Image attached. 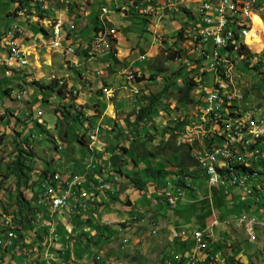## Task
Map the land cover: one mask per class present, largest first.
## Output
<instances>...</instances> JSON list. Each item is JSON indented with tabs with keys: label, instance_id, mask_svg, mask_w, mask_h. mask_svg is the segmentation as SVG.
<instances>
[{
	"label": "rangeland",
	"instance_id": "374dc122",
	"mask_svg": "<svg viewBox=\"0 0 264 264\" xmlns=\"http://www.w3.org/2000/svg\"><path fill=\"white\" fill-rule=\"evenodd\" d=\"M61 1L68 2L69 0ZM85 1L88 3L91 0ZM127 1L129 5V0ZM149 1L150 0H143V2L141 4L139 3V5H146ZM34 2V0H27V3L29 4V6L26 5L27 8L31 10H35L36 8H38V5ZM123 2L124 0L120 1V3ZM80 3L81 0L71 1V4L73 5H78ZM190 3H196L190 5V14H197L198 8H203V1L190 0ZM239 3H242V0H240ZM101 6H107L108 8L115 9L113 1L98 0L95 4V7L93 6L94 11L98 12V8ZM120 6H118L119 9ZM123 8L126 11V6H123ZM13 9V0H0V35L5 29L8 30L12 26L11 20H9L8 16L5 14V10L10 11ZM131 9H133L135 12L131 10L128 15L123 16L116 11L115 18H117L118 20L117 25L115 23L113 24V22H108L111 27L106 28V31L111 32V28H116L115 34L109 35L110 40L108 41V46L106 45L98 49V43H81L79 47L74 45V47H77L75 48V55L74 48L72 47L67 48L66 54H64L61 50L55 51L50 47L53 56L52 66H48L47 64L42 62L43 59H40L39 65L38 61L35 62L32 60L31 65H25L21 70H13V77L10 78L12 82L13 80H17L19 78H16V74L20 72H26V75L32 76V81L35 80V77L39 79L40 82L42 81L44 83H48L52 79H56L59 83L56 87L57 89L60 88L63 84H66V87L62 88L63 92L61 95L64 96L65 94L70 99H73L77 95L76 91L74 90H78L79 88V79L86 78V76H92V74L95 73V76L101 78L99 82L102 84V80L104 78H102L103 76L100 72H98L101 70H98L99 68L95 67L94 64L89 62V60L93 58L96 60L100 59L103 60L104 64H110L108 66V70L110 73H116L119 78H121L122 80L126 79V81H128L126 82L125 86H130L127 89L131 92V103L136 105L133 107L128 106L127 110L123 108L120 111H114L113 108V110L110 112L108 111V109H106V112L105 109L101 111V108L99 109L96 108L95 105H92L89 107H92L94 109L95 114L88 113L89 115L85 114L84 107L79 109L76 106H73L72 108L68 109L70 111V115L69 118L65 120L62 115L63 111L67 112V109H62V107H65L64 103L56 104L54 107V105L49 103L48 100L43 101L42 104L45 103V107H43V110L39 111L37 116L35 117V114L33 113V121L32 119L29 120L33 122L29 123H32V127L34 126L35 128L33 127L34 133H31L33 136L29 138L27 142L22 141L28 137L27 132H29V129L27 127H25V129H23L22 131L21 127L18 126L17 123L14 124V127H10V123H5V121L3 120L4 116L0 117V218H2L5 214L9 217L12 216L15 219L18 229L15 230L13 237L15 236L16 239L18 238V231L21 232L22 229L20 227L22 223L19 220V218H22V216L21 213L19 214V205L17 204L18 192L22 190L26 198H33L36 189L38 191L40 190V184L38 183L42 179H44L46 175L50 174L51 176L54 172V174L56 175H53L48 180H46L47 182L43 184V187L41 188V191H43V193L53 192L52 188L48 190L47 187L50 185L56 186V182H60V179L65 177L64 174H66V172H64V170H66L67 168H72L74 166L72 162H76L78 160L80 161L85 158L83 160V164H86L88 162L89 164L87 169H91L92 165H95L94 159L97 158L100 163H98V167L100 166V170H102L103 172L101 174V177H103L105 176V173H108V166L112 167V165L110 164V158L112 155L105 150V148H108L110 152L115 151V153H118L119 156H123L122 161L124 168H127L129 166V170L126 174H134V172H136L135 165L143 166V158L134 155L132 159L130 153H123V155H120V153L122 154L123 152V146H125L126 148H131V144L133 142H136L135 144L143 142L148 149H151L154 152L161 153L157 159L153 158V160H151L152 164H154L155 166H157L158 164H165L168 170H172L177 173L180 170L178 165L180 152L176 150V147L180 143L192 144L194 146V155L199 157L202 161H204L203 150L208 149L209 152H214V150L221 151L222 141L209 140V142H207V140H204L203 130L216 129L217 122L215 121L208 123L205 120L200 119L201 112H204L205 109V102L203 100L205 93L204 82H195L196 85L193 91L191 90L190 92V96L191 98H193L192 101L188 103H182L177 98V91L182 86H184L186 81H189L190 77L196 72V69H194L195 64H193L196 54L191 52L190 48L187 47V42L185 41L183 33L180 30V27L185 24L184 19L186 18V16H181L179 14L186 13V6H180L179 9L176 10L177 15L171 14L167 15L166 17L163 16L160 20L153 17V15L144 16L138 13V9L133 6H131ZM75 11L76 8H74V11L71 12L70 19L72 21L75 20L76 23L84 22L85 26H89L83 31L84 38H88L94 32V21L90 24L88 21H86L85 23V21H82V15L80 13L74 15L75 18L73 19L72 17L74 16L72 15L76 14ZM77 11H79V7L77 8ZM230 11L237 10L230 9ZM79 15L81 16V18L76 19V17ZM89 17L90 16L86 18ZM96 19H98V15ZM249 25L252 27V29H260V20L256 17H249ZM17 29L18 27L12 30L16 32ZM201 33H204V31H199L195 35V38L193 40V51H197L198 53H206V38L199 39V35ZM8 34L11 40L10 43H15V33L10 32ZM71 36L72 31H65L64 41H68L69 39H71ZM77 39L78 35L76 36V40ZM90 44L91 48L88 51L86 46H89ZM15 49L18 51L16 53L17 56H19V49ZM239 49L240 52H246L249 57H257V52H259V43L251 42V47H248V37L240 36ZM83 53H87V56H89V60L79 62L76 61L75 56L81 55ZM49 59L50 58L47 57L48 62ZM11 60L17 59L13 56ZM13 63H15V61H7L6 65L11 66ZM190 64H192L191 67H189ZM257 67L258 69H261L262 72H264V59L257 60ZM131 73H134L135 75V79L133 80L129 78ZM34 74L35 77L33 76ZM23 75L25 74L23 73ZM1 77H6V71L3 67H0V78ZM72 78L74 79V83L69 85L68 79L70 80ZM84 80L85 84L86 82H90L92 84L91 79ZM134 81L135 86H133ZM216 82L217 89H222V91H217L214 100H217L218 103L221 102L220 107H223V112L238 114V123H246V115L242 114V106L262 107V112L264 113L263 88L260 87V85L253 84L252 79L247 80L246 83H240V91H249V86L253 84L250 88L251 91L249 93V98H242V106L239 105V96H232L231 102L229 104V89H224V86L227 84V74H225L224 71L216 72ZM21 84L29 86L31 82H26V79H24L23 83ZM105 84L107 85V82H105ZM261 84L264 85V75L261 76ZM102 89L105 95L109 96L108 89L104 84L102 86ZM166 90V94L161 97L155 104L151 105L149 114L150 120L144 122L145 124H136L135 111H138L140 109L141 104L146 105L147 103H149V101L146 100V97H152L158 95L159 93L163 94ZM253 92L255 95H258V97H254ZM25 93L26 91H24L22 94H19L18 97H22ZM117 94L118 93L115 92V95H113L111 99H118L119 96H117ZM15 95L17 97V94ZM0 103H2V100L0 101ZM48 104L51 107L48 106ZM29 118L31 117L20 119H23V121H28ZM126 118L129 121L128 125L126 123ZM216 118L218 122H221V124H228L227 114H221L220 118ZM182 121L185 123L181 124ZM187 122H189V124H187L184 128H191V132H189L188 129L182 130V127H178L180 125L184 126ZM1 125H3L4 127H8L10 130H8V128H5L7 132L1 133L3 130L1 129ZM229 128L231 130L235 129L234 132L237 131L238 136H231L232 132ZM65 131L67 134H69L65 135ZM260 133H264V126H260ZM193 134H195V137ZM219 134L232 137L229 142V149H232V151H236L235 149H238L239 151L240 149L241 154H251V147H248L247 145H240V138H242L244 142H252V145H262V138L256 137V132L252 131V129L250 128H242V126H220ZM77 136L79 138H82L83 143H80L77 138H75ZM172 136H176V138ZM17 138L22 141V144L20 143L21 145L17 143ZM27 150H31L33 155H28ZM102 152L103 158H101ZM94 154L95 156L93 157ZM91 157L94 159L90 160ZM19 159L25 167H30L32 171H28L25 168L24 172L26 175L18 181V178L15 174V162ZM245 160L247 164L253 165L251 168L254 167L255 169H257L258 167L254 164L260 162V155H251L245 158ZM147 161L148 160H146L145 162ZM131 168L134 169H132L131 171ZM199 168L203 172H205V170L202 169V165ZM72 170H74V168H72ZM195 172L196 171H194V174L199 178L200 173L196 174ZM248 173L249 172L247 170L246 176L248 177V186L251 187V180L259 179L260 174L257 177H253L252 174ZM51 178L52 181H49L51 180ZM123 178L128 179L127 176ZM176 179L177 177H175V181ZM232 179H234V177H232ZM76 180L87 181L88 172L85 173V175L76 173ZM188 181L192 182L190 180ZM239 181L240 178L235 183ZM199 183L204 186H199ZM199 183L194 184L195 189L197 188L196 190H198L197 193L201 195H204V193L206 194V179L204 177H201L199 179ZM169 187L170 189L167 192L173 195L175 190L171 189V186ZM242 187H246V180H244ZM85 188L86 187L75 188L74 190H79L80 192V194L75 195H80V199L89 197V190L91 192L94 190V188L87 187L88 191ZM97 190L104 191V189ZM106 190H112V187L108 182H106ZM222 190V188H215L211 200H209L208 198L199 199L195 197H189L188 195H186L184 198L178 199L177 206L175 207L178 211H181L183 208H188V204L203 205V210L200 211L201 214L199 216V219L193 216V219H187L191 221V227H189L190 225H187L185 226V228L179 229V232L182 233L181 237L184 235H186L187 237L189 236V242H193V235L195 234V230L197 228H205L206 223L208 221H213V217H219L220 212L225 214L226 207L224 206V204H220L216 199L217 197L221 198L220 191ZM179 191L180 189L178 190V192ZM242 196L243 194L240 193V201L245 200L242 199ZM168 197L169 195H167V199ZM214 199L216 201H214ZM37 200L41 201L42 195H40ZM123 200H125L124 203L125 205H127L126 197ZM163 200L164 203H166V199ZM107 202L109 203V199L105 200V203ZM130 202L132 203L131 200ZM262 202H264V199H262ZM183 205L185 206L182 207ZM147 207L149 211L152 212L153 210L154 213L157 212V219H162L164 217L175 219L173 216L175 209L169 206L168 202L166 203L164 208H161L164 209L162 214H158V209L160 208H158V206H156L154 209H151L149 205ZM263 209L264 207L263 205H261V212L263 211ZM39 210L41 211L40 208ZM143 211H145V209L141 210L140 208H135V214H137L138 218L136 217V219H132L133 217H131L130 221L127 220L120 224L124 226H134L133 224L128 225V223H133L134 221L143 219ZM227 213L228 216L231 217L232 214L230 212ZM132 215L135 216L133 212H130L126 217ZM185 215L191 216L190 213H185ZM13 218L12 222H14ZM153 219L154 217L152 216V218L148 221L149 226L138 227L136 233H139L140 231L144 232L146 231V229H148V231H151L152 229H150V226L153 228L158 225L157 219L154 222H151ZM237 223L239 226L245 225L247 227V218H238ZM251 223H258V217L251 216ZM223 225L224 224H221V226ZM1 226L2 225L0 224V227ZM226 227L228 229L231 227V225H226ZM221 228L222 227H213L211 228V230L213 233H215V231L216 233H218ZM231 228L234 233V226H232ZM225 231L226 230H224L223 232L225 233ZM247 232L252 237H254V235L256 236V229H254V227H247ZM168 233H166V231H163L162 234L164 238H168ZM237 233L238 234L236 235V239L233 242L235 244L239 243L238 247H240V251H242V253H245V256L249 257V262H251L250 264H264V240L263 244L261 245L256 241V239L253 241L250 240V237L245 232L244 228H238ZM150 234H152L153 238H156L154 237L153 232H150ZM215 243L210 244L204 250L208 251L209 253L215 254L217 252L219 254L215 258L211 256L210 261L212 262H215V260L220 256L221 253L219 250H215L213 248ZM116 244L117 246H119V242L117 243L116 241ZM222 244L223 243L218 242L217 246L220 247L222 246ZM114 245L110 243V248L114 249ZM112 250L110 249L107 251H109L108 254L112 255L113 258L118 252L116 250ZM125 250L126 249H123L121 251V254H117L113 258L114 262H119L114 264H125L124 259H127V256L125 254L127 250ZM151 253L152 250L150 249V252L147 254L148 257H146L145 259H148L150 261L149 254ZM128 256L130 257L131 254H128ZM151 257L152 260H156L157 262H162L165 259L163 255H160L159 259L155 254L151 255ZM212 258L214 259L212 260ZM139 259L140 258H129V260L131 261ZM104 260L107 262V259L105 257ZM100 263L102 262H97V264ZM228 263L229 261L224 264Z\"/></svg>",
	"mask_w": 264,
	"mask_h": 264
},
{
	"label": "crops",
	"instance_id": "0c3cea01",
	"mask_svg": "<svg viewBox=\"0 0 264 264\" xmlns=\"http://www.w3.org/2000/svg\"><path fill=\"white\" fill-rule=\"evenodd\" d=\"M97 1L98 0H91L90 2L87 3L85 0H81V3L78 5L71 4V6L67 11L65 10L64 4L60 3L62 2L61 0H47V4H50V8L46 10L44 14L38 12L37 11L38 8H36L35 10L27 9V11L24 14H20L16 12V7H18L17 2L13 0L14 9L10 11L5 10V14L8 16V19L11 20L12 26L8 30L5 29L0 35V64L8 59V49L6 43H10L11 41L9 34L6 35L4 34L6 31L18 27L19 32L18 31L16 32L11 31V32L15 33L16 43L20 44L22 48L26 49L30 53L28 64L31 65V61L33 60L35 62L38 61V65H39L40 59H43L42 60L43 63L47 64L48 66H52L53 56L51 53L50 46L48 45L49 40L51 39L50 35L52 34L51 23L56 18L66 19L76 23L75 20L72 21L70 19L71 17L70 14L72 11H74V8H76L75 11L76 14H73L72 16L77 15V13H80L82 15V21H85V23L86 21H88L90 24L93 23L94 21V25H93L94 32L88 38H84L83 31L89 26H85L84 22L76 23L77 28L76 31L74 32V38H73V41L76 43L75 46L79 47L81 43L82 44L89 43L95 37V27L97 26L98 23V19H96V17L99 13L100 7L98 8V12H95L93 9ZM111 1H113V4L116 5V2L114 0ZM77 6L79 7V11H77L78 8ZM124 8L123 6H120V9L119 7L115 9L122 16L128 15L130 11L126 12ZM88 16L90 17L86 18ZM72 18L74 19L75 16ZM80 18H81L80 15L76 17V19H80ZM112 22L113 24L115 23L117 25L118 20L117 18H115V14L112 17ZM77 35H78V39L76 40ZM68 41H72V36L71 39H69ZM91 44L86 47L88 51L91 48ZM51 48L55 51L61 50L63 52V48H53V47ZM67 48L68 47H65V54ZM10 52H11V47H10ZM47 57L50 58L49 62L47 60ZM75 58L76 61L78 62L89 60L88 59L89 57H87L86 53L75 56ZM89 62L94 64L95 67L99 68L98 70H101L98 72H100L101 75L103 76L102 77L104 78L102 80L103 82L102 84L99 82L101 78L95 76V73L92 74V76H88V77L86 76V78L79 79L80 85L78 90H74L76 91L77 95L73 99H70L65 94L64 96L59 94L56 91L57 88L54 91L52 90H45L43 92L39 91L38 88L34 87L35 85L32 84V82L34 81V80L32 81L33 79L32 76L26 75V72L17 73L16 78L17 77L19 78L17 80H13V82L10 79L13 76L1 77L0 101L2 100V103H0V117L4 116L3 120L5 121V123L9 122L10 127H14L15 123H17V125L22 128L24 127L23 129L27 127L29 129V132L27 133L29 134V133H34L33 130L34 126L32 127L33 118L37 116L39 111L43 110V107H45L44 105L45 103L44 104L42 103L43 101L46 100H48L49 103L53 104L54 107L56 104L59 103H64V106H68V108H72V106H76L79 109L84 107L85 114L88 113L95 114L94 109L92 107H89L92 105H95L96 108L99 109L101 108V111L105 109V112L106 109H108V111L110 112L113 110V108L114 111H120L123 108L127 110L128 106L131 107L136 106L131 103L132 101L131 92L127 89L130 86H125L126 82L128 81H126V79L122 80L121 78H119V76L116 73H110L108 70V66L110 64L107 63L104 64L103 60L100 59L96 60L94 58L89 60ZM0 67L3 66L0 65ZM14 69L21 70L22 68H19L18 65H16V63H13L11 66L6 65V70L8 73L14 74L13 72ZM23 73L25 75H23ZM33 76L35 77V74ZM24 79H26V82H31V84L29 86L22 85L21 83H23ZM36 79L37 78L35 77V80ZM84 79L87 80L91 79L92 84L90 82H86L85 84ZM105 82H107V85L105 84ZM68 83L69 85L73 84L74 79L73 78L70 80L68 79ZM103 84L108 89L109 96L105 95V93L103 92L102 89ZM133 86H135V81ZM22 91L23 92L26 91V93L22 96L21 99H18L15 94L19 95L21 94ZM115 92L118 93L117 94V96H119L118 99H111V97L115 95ZM48 106L50 105L48 104ZM33 113L35 114L34 117H32ZM27 117H31V118H29L28 121H23V119L22 120L20 119V118L26 119ZM30 119H32V121H29ZM5 128L7 129L8 127H4L3 125H1V129H3L1 133L7 132ZM8 130L10 129L8 128ZM68 134L65 131V135ZM105 150L111 155L118 154L115 153V151H111L113 152L111 153L108 148H105ZM120 155H123V152L122 154L120 153ZM121 157L123 158V156ZM101 158H103V152L101 153ZM84 159L85 158H83L80 161L78 160L76 162H72L74 164V166L72 167L74 168V170H72V168H67L66 170H64V172H66L64 176L67 177L68 175L86 172L89 163L87 162L86 164H83ZM145 163L146 162L142 161L143 166L140 165L136 166L135 171H138V169L143 170L145 168ZM162 165L163 164H161V166ZM152 166L155 165L152 164ZM108 167L109 168L106 167L108 170L106 176L110 177V182L109 181L106 182L110 184L112 190L114 188V191H110L109 193H104V191L97 190V196H100L98 202H104V204L106 205H103L97 209L95 205L83 204V208H82L83 211L82 209H79V207L75 206L74 210L76 211V215L69 218V209L67 208H64L67 210L61 209L64 211H60V210L55 211L52 209L49 202H44L42 206L39 207L41 209L40 211L39 208L35 207V202H34L33 204L34 209L29 212V216L31 217V220L27 223H24V225L21 224L22 229L21 232H18V238L14 242V245L8 248L0 247V264H97L95 261H93V257L95 258V256L97 255L102 256V259H104V257L107 259V262L106 261L102 262L103 264H111L110 262L114 264L119 262H114L113 258L117 254H121V251L123 249H126L128 251L127 252L125 250L126 251L125 254L127 256V259H124L125 264H148V263L149 264H179L180 262L181 264H188L189 260L193 256H196V253H197L196 256L197 264H224L228 261L232 262L235 260L240 261L243 264L251 263L249 262V257L245 256V253H242V251H240V247H238L239 243L235 244L233 242L236 239V235L238 234L237 233L238 228L236 227H234L235 230L233 233L231 227L227 229L225 225L223 226L220 225L218 226V227H222L220 231L218 233H216V231L215 233H213L211 230V225L213 221L210 222L208 221L206 223V227L203 229H208L213 234L212 240H214V243L216 242L213 248L221 252L220 256L215 260V262L210 261V259L208 258L210 255L208 251L196 250L195 248L196 241L194 235H193L194 238L193 242H189L190 237L189 236L187 237L186 235L182 236L181 238L171 239L173 238L172 233L170 236V230L172 228H177L179 230L185 228V226L187 225H190L189 227H191L192 223L190 220L194 218L193 216L199 219V216L201 214L200 211L203 210V205H199V204L198 205L188 204L189 207L183 209L181 208L182 209L181 211H178L176 210V208H173L175 209L173 215L175 219H170L167 217H164L162 219H157L158 218L156 216L157 212L154 213L153 210L152 212L149 211L147 207L148 205L150 206L151 209H154L156 206H158V202H160V201L157 202V200L155 199V194H159V195L169 194L167 192L170 189L169 186H171V189L173 188V186H176L175 177L177 176L173 175L175 174V171L168 170L166 166H163L166 167V170L168 171L167 173L169 174H167V176L164 177V179L163 178L155 179V181H153V185H150L149 187H147V189L141 192L138 189L129 185L128 182L129 180L127 178L125 179L123 178L126 176L121 177L118 171L116 172L115 170H113V167L110 166ZM128 167L124 168L123 166L122 169L127 173L129 170ZM132 169L134 168H131V171ZM200 175L199 178L189 176L187 180L192 181L194 184L195 183L198 184L199 179L201 177H204L202 176L201 173ZM194 184H193V188L186 190V195H188L189 197H195L199 199L205 198L207 194V190H206V194L204 193V195L198 194L197 193L198 190H196L197 188L195 189ZM199 186L203 187L204 185H201L199 183ZM89 193L90 196L94 195V190ZM237 193L239 192L236 191L234 194L227 195L224 189L220 191L221 198L217 197L216 199L220 204H224V206L226 207V211L225 214L221 212L222 216L219 218L223 220L224 217L228 216L227 212H230L232 216H238L240 215L239 213L241 214L248 213L249 215H253L261 219L264 214L263 211L261 212V204L252 201L248 197L245 199V197L243 196L242 199L245 200L240 201L239 195ZM125 197L126 199H130L132 201L131 203L132 205H129L127 201H126L127 205H125L124 203L125 200H123ZM107 199H109V203L108 202L105 203V200ZM219 199H221V201ZM165 202L167 203V201ZM166 203L161 202V205L158 206V208L160 207L158 209L159 210L158 214L163 213L164 209L161 208H164ZM85 205L88 206L85 208L84 207ZM184 206L185 205H183L182 207ZM135 208H140L141 210L145 209V211H143L144 212L143 219L139 221H134L133 223H128V225L133 224L134 226L121 225L120 223H123L127 220L130 221L131 217H133L132 219H136L137 214H135ZM130 212H133L135 216L132 215L126 217L127 214ZM38 213L42 214V217L40 219L38 218L39 216L37 215ZM185 213H190L191 216L185 215ZM152 216L154 217V219L151 222H154L157 219L158 225L153 228L150 226V229H152L151 231H148V229H146V231L144 232L140 231L139 233H136L138 227L149 226L148 221L152 218ZM0 224H1V218H0ZM104 226H108L109 229L104 230ZM54 229L57 236L56 240L54 239V237H52ZM153 229L157 230V233L154 234V237L156 238H153L152 234H150V232L151 233L153 232ZM224 230H226L225 233L223 232ZM163 231H166V233L169 232L167 239L166 237L164 238L162 234ZM1 233H10V232L7 231L2 225L0 227V234ZM108 235L109 238L107 237ZM124 238H128V242L123 244L124 248L122 249L121 248L122 240ZM255 238L260 245L263 244L264 227L260 226L257 228V236ZM116 241L117 243L119 242V246H117ZM218 242L219 243L221 242L224 245L222 244V246L218 247L217 246ZM110 243L113 245L115 244L114 249L110 248ZM0 245H4V244H0ZM110 249L111 250L113 249L112 251L116 250L118 252L113 258L112 255L108 254L109 251L107 250ZM150 249L152 250V253L149 254L150 255V261H149L148 259L145 258L148 257L147 254L150 252ZM128 254H131V256L129 257ZM154 254L157 255L158 259L160 255H163V257H165L164 261L157 262L156 260L155 261L152 260L151 255ZM218 255L219 254L216 252L211 256L215 258ZM129 258L130 259L140 258V259L131 261L129 260Z\"/></svg>",
	"mask_w": 264,
	"mask_h": 264
},
{
	"label": "built area",
	"instance_id": "2783aa9c",
	"mask_svg": "<svg viewBox=\"0 0 264 264\" xmlns=\"http://www.w3.org/2000/svg\"><path fill=\"white\" fill-rule=\"evenodd\" d=\"M17 2L16 12L24 14L27 11L26 2L22 0H14ZM35 1V0H34ZM71 1L60 2L64 4L65 10L68 11L71 6ZM116 2L115 8H118V1ZM167 1H175V8H167ZM203 1V8H198L197 14H190V5L196 3H190V0H150L146 5H139V0H129V7L126 8V12L131 11V6H138V13L146 16L153 15V17L160 20L163 16L167 15H177V6H186V13L179 14L184 15L185 24L180 27L181 32L187 42V47L190 48L191 52L195 53L194 58V69L196 72L190 77L194 80L192 91L195 87V82H204L205 93L203 100L205 102L204 112H201L200 119L206 122H215L216 114H227L228 124H221V122H216V129L203 130L204 140H216L222 141V148L219 152H209L203 150L204 153V163H211V172L209 174H204L207 180L208 190L211 191L220 187L223 188L227 195L234 194L236 191L238 195L243 194L245 199L248 197L252 201L258 202L264 206V202H260V194L255 188L248 186V177H244L246 180V187H240V189H233L230 185V178L237 177L238 173L233 169V162H244V158L251 155H260V165L257 166L260 170V178L264 180V170L262 165V157H264V133H260V126H264V113L262 112V107H243L242 98H249V93L253 84L260 85L264 91V85L261 84V76L264 72L257 67V60L264 59V0H242V6H237V11H230V0H198ZM38 5V11L44 14L46 10L50 8V4H47V0H36L34 2ZM116 13V9L108 8L107 6H101L98 13V26L101 28L97 34L90 42L98 43V49L103 46H108L109 35H113L116 32V28H111V32L106 31V28L111 27L108 22H112V17ZM249 17H256L260 20V29H252L249 25ZM77 25L75 22H71L66 19L56 18L51 23L49 40L50 47H61L63 48V53L65 54V47L74 48L76 43L73 41L74 32L76 31ZM13 30H9L6 34ZM16 31H19L18 29ZM72 31V41H64V32ZM199 31H206V53H198L193 51V40L195 35ZM240 36L248 37V47H251V42L259 43V52H257V57H249L246 52H240L239 49V39ZM8 49V60L15 61L19 68H23L28 64L30 53L22 48L20 44L6 43ZM10 47H17L19 49L18 60L10 59ZM87 47V46H86ZM71 55V56H74ZM94 56V55H92ZM89 57V56H87ZM3 61L0 65L5 68L6 76L11 77L6 70V62ZM190 64L189 67H191ZM224 71L227 74V84L224 89H229V104L231 102L232 96L240 97V104L242 106V114L246 115V123H238V114L223 112V107H217L214 105V97L217 91H222V89H217L216 82V72ZM131 80L135 79L134 73L129 76ZM252 79V85L249 86V91H240V83H246L247 80ZM254 94V92H253ZM258 97V95H253ZM21 99L22 97H17ZM261 114V115H260ZM220 126H242V128H250L252 131L256 132V137L262 138V145H252V142H244L240 138V145H247L251 147V154H240L238 149L236 151H229V142L232 137L223 136L219 134ZM24 128V127H23ZM21 127V131L23 130ZM188 129L191 132V128ZM195 137V134H193ZM91 160H93L91 158ZM203 163V164H204ZM221 165H229V172H221ZM88 180L79 181L76 180V174L68 175L65 178H61L60 182H56V189L53 192L42 193V200L35 201V207L39 208L44 202H49L53 210H60L61 206H69V218L76 215L75 206L79 209L83 208V204L94 205L100 199L97 196V189H104V193H109L113 190H106V181H110V177H101L102 170L87 169ZM52 181V178L51 180ZM47 181H40L41 185L45 184ZM78 187H92L94 188V195L87 198H81L80 200H73V188ZM39 190V191H40ZM41 193V192H40ZM183 193L180 190L176 197H170V203L174 204L176 198L181 196ZM264 212V209H263ZM39 219L42 217L41 213H38ZM251 216L248 213L240 214L238 216L225 217L223 220L219 217L214 218L211 228L218 227L221 224L237 226L238 218H247V227L257 228L264 227V214L261 219L258 218V223H251ZM1 225L10 226V233L0 234V244H5V248L14 245L17 240L13 237V230H17L18 227L16 223L12 222V216L3 215L1 218ZM173 233V238H178L182 235L178 230L171 229ZM52 237L56 240L55 229ZM194 238L196 241V250H205L210 244L214 243L213 234L208 229H197L195 230ZM256 238H250V240H255ZM196 251V252H197ZM197 256V253H196ZM193 256L188 264H197V257ZM208 257L211 258V253ZM213 260V259H212ZM228 264H236L235 262Z\"/></svg>",
	"mask_w": 264,
	"mask_h": 264
},
{
	"label": "trees",
	"instance_id": "16d2710c",
	"mask_svg": "<svg viewBox=\"0 0 264 264\" xmlns=\"http://www.w3.org/2000/svg\"><path fill=\"white\" fill-rule=\"evenodd\" d=\"M22 1H25L26 5L29 6V4L27 3L26 0H22ZM16 9H17V7H16ZM100 29L101 28L97 24V26L95 27V36H97ZM7 32L8 31H6L4 35H6ZM32 84H34L36 86V88H38L39 91L43 92L45 90L54 91L59 83H58V80L52 79L48 83L40 82L39 80H34ZM193 84H194V80L190 79L189 81H186L184 86H182L177 91L178 92L177 98L179 101H181L182 103H188V102L193 100V98H191V96H190V92L192 90ZM63 87H66V84H63L60 88L56 89V91L59 94H62V92H63L62 88ZM165 88H164V90H165ZM166 92H167V90L164 91L163 94L159 93L158 95H155L152 97H146V100H148L149 103H147L146 105L141 104L140 109L138 111H135V114H136L135 115L136 116L135 117V123L136 124H140V123L145 124L144 122L150 120L149 114H150L151 105L155 104L161 97H163L166 94ZM62 109H67V112H64V111L62 112V115H63L64 119L66 120L67 118H69V115H70V111L68 110L69 108H68V106L67 107L65 106V108L62 107ZM126 123L128 125V123H129L128 119H127ZM182 123H185V122L182 121L181 124ZM187 124H188V122L184 126L180 125L178 127L180 128L182 126V130H183V128ZM32 136L33 135L31 133H29L28 137L22 141L27 142L28 139L31 138ZM172 137H174V136H172ZM75 138H77V140L80 143H83L82 138H79L78 136ZM174 138H176V136ZM22 141L19 138H17V143L19 145L22 144ZM207 142H209V140H207ZM135 143L136 142H133L131 144V148H126L125 146H123L122 147L123 153H126V154L130 153V156L132 159H133L134 155H137L138 157L143 158V162L148 160L145 163V168L143 170L138 169V171L134 172V174H126V172L122 169L124 166L123 161H122V157L119 155H115V154L111 156L110 164L112 165L113 170H115L116 172L118 171V173H120L121 177L122 176L128 177L130 186H132V187H134V188H136L142 192L143 190L147 189V187H149L150 185H153V181H155V179H157V178H163L164 179V177H166L167 174H169V173H167L168 171L166 170L165 167H163L165 165L161 166L158 164L157 166H152L151 160H153V158L157 159L161 153L154 152L153 150L148 149L143 142H139V143L137 142L138 144H135ZM190 145L188 143H180L176 147V150H178L180 152V157H179V162H178L180 170L177 173L175 172V174H173V175L177 176V179L175 182V185H177V186H180V185H189L190 186L192 184L187 182V177L188 176L196 177V175L194 174V171H189V169L198 167L199 166V160H197L194 157L195 155L194 156L192 155L193 147L191 148L192 145L191 146ZM21 151H25V150H21ZM27 154L30 156L33 155L31 150H27ZM94 156H95V154L93 155V157ZM92 159H94V158H92ZM94 163L96 165V168H100V166L98 167L99 161L97 158L94 159ZM15 164H16L15 174L18 178V181L26 175L24 172L25 168L28 171H32V169L30 167H25L23 165V163L20 161V159L16 160ZM135 166H137V165H135ZM221 172H224V170L222 168H221ZM195 173L198 174V172H195ZM204 174H206V173L204 172ZM207 174H208V171H207ZM52 175H54V172ZM240 187H242V186L237 185V188L236 187H234V188L231 187V188L240 189ZM40 192H41V190L40 191L36 190L34 192L33 198H30V199L26 198V196L22 190H20L18 192L17 204L19 205V214L21 213V216H22V218L20 217L19 220L23 225H24V223H27L31 220V217L29 216V212L34 209L33 204L36 201L37 197H39L41 195ZM166 197L167 196H165L164 194H160V195L155 194V199L157 200V202L160 201V202H158V206L161 205V202L162 203L164 202L163 199H166ZM219 200L221 201V199H219ZM127 202L129 205H132L129 199H127ZM103 204H104L103 202H97L94 205L98 209L99 207L103 206ZM20 227L22 228V225ZM106 229H109V227L104 226V230H106ZM107 237L109 238V235ZM183 259H185V258H183ZM94 261L97 263L96 258H94ZM234 262L236 264H243L242 262L236 261V260ZM229 263H232V262H229ZM179 264H181V262Z\"/></svg>",
	"mask_w": 264,
	"mask_h": 264
},
{
	"label": "bare ground",
	"instance_id": "6f19581e",
	"mask_svg": "<svg viewBox=\"0 0 264 264\" xmlns=\"http://www.w3.org/2000/svg\"><path fill=\"white\" fill-rule=\"evenodd\" d=\"M120 1H122V0H119V3H120ZM143 2V0H139V3L141 4ZM240 2V0H230V9L232 10H237V6H242V3H239ZM119 3H118V6H119ZM120 5H123V6H126V8L129 6L128 5V1L127 0H124V2L122 3V4H120ZM133 7H135L136 9H138V6H133ZM179 7L180 6H177L176 7V10H178L179 9ZM167 8H175V1H167ZM131 10H133V9H131ZM134 11V10H133ZM135 12V11H134ZM258 19V18H257ZM10 33V32H9ZM204 38H206V31H204V33H201L200 35H199V39H204ZM15 48H17V47H12L11 48V53H10V59H12L13 58V56L18 60V57L19 56H17V50L15 49ZM54 48V47H53ZM23 92H21V94H22ZM17 97H18V95H17ZM220 104H221V102H219L218 103V101L217 100H214V105H216L217 107H220ZM216 117H218V118H220L221 117V114H216L215 115V121H217L218 122V120H217V118ZM211 123V122H210ZM188 124H189V122H188ZM207 125H208V123H207ZM210 128V127H209ZM230 129V128H229ZM233 129V128H232ZM231 130V129H230ZM235 130V129H234ZM234 130H231V132H232V134H231V136H238V133H237V131H235L234 132ZM229 135V134H228ZM237 142H239V141H237ZM192 145V144H191ZM216 146V145H215ZM235 146V145H234ZM192 147H193V154H194V146L192 145ZM217 147V146H216ZM230 147V146H229ZM217 149V148H216ZM236 150V149H235ZM220 150H217V151H215L214 150V152H219ZM229 151H232V149H229ZM238 153H240V149H239V151H238ZM241 154V153H240ZM195 157L200 161V164L202 165V169L203 170H205V172H206V174H207V171H208V174L211 172V163H204V161H201L200 159H199V157H197L196 155H195ZM264 158V157H263ZM263 158H262V165H263V170H264V160H263ZM204 163V164H203ZM255 163V162H254ZM200 165V166H201ZM249 164H247V162H246V160H245V158H244V162L242 163V162H233V169L235 170V171H239L238 173H242V174H237L238 176L237 177H234V179H232V177L230 178V185H231V187H236L237 188V185H241L242 186V184H243V182H244V177H247L246 176V173H247V170H248V174H252L253 175V177H257V176H259V174H260V170H259V168H257V169H255L254 167L253 168H251L253 165L251 164V165H249ZM255 166H259L260 165V162L259 163H256V164H254ZM206 166V167H205ZM221 168L224 170V172H229V165H221ZM91 169H96V170H100V168L98 169V168H96V165H92V168ZM252 169H254V170H252ZM255 171V172H254ZM85 173H87V172H84V173H77V174H80V175H85ZM247 174V175H248ZM54 175H56V174H54ZM51 176H53V175H51ZM50 174L49 175H46L45 177H44V179H42L41 181H46V180H48L50 177ZM240 178V181L239 182H237V183H235L238 179ZM110 182V181H109ZM40 184V183H39ZM250 184H251V187L252 188H255L256 190H257V192L258 193H260V194H264V180L263 179H261V178H259V179H252L251 180V182H250ZM43 187V184L41 185V188ZM48 188V190L49 189H53V190H55L56 189V186H54V185H50V186H48L47 187ZM75 188H73V199H75V200H80V198L79 197H81L80 195H75V194H80V192H79V190H74ZM85 189H87V191H88V188L86 187ZM47 190V191H48ZM75 192H79V193H75ZM89 192H90V190H89ZM42 193H43V191H41V195H42ZM38 198V197H37ZM260 198H261V201L260 202H262V199H264V195H260ZM36 201H38L37 199H36ZM88 205H85L84 207L86 208ZM61 207H64V208H67V207H69V206H61ZM64 208H61V209H64ZM67 209H69V208H67ZM67 209H64V210H67ZM64 210H61V211H64ZM13 218V217H12ZM38 218H39V216H38ZM13 221H14V223H16V221H15V219L13 218ZM3 227L7 230V231H9L10 232V227H8V226H6V225H3ZM236 227H238V228H244V230L246 231V233L248 234V232H247V227L245 226V225H243V226H239L238 225V223H237V226ZM18 232H20V231H18ZM13 233H15V230H13ZM172 235H173V233H172ZM249 235V234H248ZM15 237V236H14ZM57 237V236H56ZM249 237L250 238H253L252 236H250L249 235ZM256 237V236H255ZM254 237V238H255ZM124 242H126V240H124ZM0 247L1 248H5V244L4 245H0ZM212 254H214V253H211V255Z\"/></svg>",
	"mask_w": 264,
	"mask_h": 264
},
{
	"label": "clouds",
	"instance_id": "9594fccd",
	"mask_svg": "<svg viewBox=\"0 0 264 264\" xmlns=\"http://www.w3.org/2000/svg\"><path fill=\"white\" fill-rule=\"evenodd\" d=\"M182 127V126H181ZM181 137V136H180ZM183 138V137H182ZM189 144V143H188ZM190 145V144H189ZM191 146V145H190ZM191 148H192V146H191ZM192 155L194 156V154H193V150H192ZM195 157V156H194ZM196 158V157H195ZM197 159V158H196ZM198 160V159H197ZM199 166H200V161H199ZM199 166L198 167H196V168H191V169H189V171H196V172H198V173H201L202 174V176H204L205 177V175H204V172L199 168ZM189 177V176H188ZM187 177V178H188ZM205 179H206V177H205ZM176 182V181H175ZM187 182H189L188 180H187ZM189 183H191V182H189ZM192 184V183H191ZM194 184V183H193ZM193 184L192 185H180V186H173V190H175L174 191V194L173 195H171L169 192V194H167V195H169V197H168V199H167V197H166V200L165 201H167L168 202V204H169V206H171L172 208H175L176 206H177V201H178V199H181V198H183L185 195H186V190H189V189H191V188H193ZM206 185H207V180H206ZM186 187H188V188H186ZM216 188H220V187H216ZM181 190L182 191V195L179 197H177L176 198V200H175V203L174 204H171L170 203V197H176V195H177V192H178V190ZM215 189V188H214ZM214 189L211 191V194H210V192H209V190H208V186H207V194H206V196H205V198H208L209 200H211L212 199V196H213V191H214ZM224 194V193H223ZM165 196H167L166 194H164ZM214 201H216L215 199H214ZM104 203V202H103ZM264 207V206H263ZM239 214H241V213H239ZM222 215H221V212L219 213V217H221ZM232 216V215H231ZM227 217H230V216H227ZM234 217V216H233ZM215 218V217H214ZM225 218V217H224ZM232 227V226H231ZM235 227V226H234ZM236 228H238V227H236ZM172 229H176V230H178L177 228H172ZM179 231V230H178ZM153 233L154 234H156L157 233V230L156 229H153ZM59 235V234H58ZM170 236H171V230H170ZM181 237V236H180ZM179 238V237H178ZM58 239V238H57ZM171 239H177V238H171ZM124 240H126V242H124ZM55 242V241H54ZM128 242V238H124L123 240H122V246H121V248L123 249L124 248V245L123 244H125V243H127ZM96 260L97 261H99V262H105V260L104 259H102V256H99V255H97L96 257ZM232 262H234V261H232ZM111 264H112V262H110Z\"/></svg>",
	"mask_w": 264,
	"mask_h": 264
}]
</instances>
